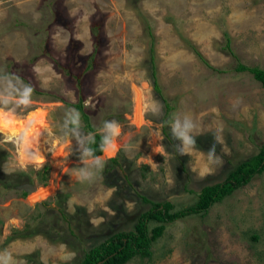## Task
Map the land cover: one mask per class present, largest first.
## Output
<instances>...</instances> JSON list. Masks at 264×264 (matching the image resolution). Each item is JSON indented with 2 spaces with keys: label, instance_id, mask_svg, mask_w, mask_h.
I'll use <instances>...</instances> for the list:
<instances>
[{
  "label": "rangeland",
  "instance_id": "1",
  "mask_svg": "<svg viewBox=\"0 0 264 264\" xmlns=\"http://www.w3.org/2000/svg\"><path fill=\"white\" fill-rule=\"evenodd\" d=\"M143 19L156 39L162 96L152 87L151 40ZM94 22L102 23L104 43L95 67L86 70ZM226 35L237 58L223 50ZM73 41L78 44L71 47ZM33 58L37 61L31 63ZM239 62L264 69V0H0V71L47 93L33 95V104L15 115L25 117L43 106L50 125L41 166H23L17 139L0 134V250L27 264H76L108 236L133 228L150 208L141 196L170 201L175 210L195 204L203 187L222 182L264 144V88L249 73L235 70ZM136 89L144 112L140 122ZM162 97L172 107L169 112ZM153 100L163 105L159 117L148 112ZM80 101L97 132L106 120L122 125L119 150L105 156L103 178L91 184L73 178L79 153L74 140L60 139L65 108ZM177 111L203 125L197 137L202 149L184 156L163 134L171 136L167 122ZM221 128L224 143L217 153L223 164L207 174L200 151L210 149ZM22 178L51 192L33 202L17 189ZM166 227L151 259L128 264H264V173L207 215ZM66 252L75 257L63 259Z\"/></svg>",
  "mask_w": 264,
  "mask_h": 264
},
{
  "label": "trees",
  "instance_id": "2",
  "mask_svg": "<svg viewBox=\"0 0 264 264\" xmlns=\"http://www.w3.org/2000/svg\"><path fill=\"white\" fill-rule=\"evenodd\" d=\"M143 20L146 24L147 20ZM101 29V22L93 23L92 35L94 41V51L89 56V64L86 70H89L91 68L93 69L95 67L97 56L103 46L104 36L101 32ZM145 32L151 40L149 47L148 64L152 79V87L154 92L162 96L156 63V39L153 29L149 23L145 25ZM73 44L78 43L76 41H73L71 47L73 46ZM191 49L203 63L209 65L208 61L203 57V55L195 46L191 45ZM223 50L229 52L233 57L237 58L231 47V39L229 35H226V44L223 47ZM44 54H47V52H45ZM36 61L37 58H33L31 60V63H34ZM58 68L64 69L66 75H72L69 68L63 66L61 63H58ZM235 70L240 73H249L264 88V69L259 67H250L239 62L237 63ZM78 80L80 81V77H78ZM46 94V92H43L35 87L34 95L40 96ZM162 101L165 103L167 112H169L172 107L163 97ZM70 105L81 112L82 120L85 123L83 125V131L86 133L92 132L96 134L97 144L92 145V147L97 148V155H101L102 153L98 151L100 135L92 126L90 117L85 112L83 102L80 101L77 104H69V106ZM163 134L166 140L172 141V138L167 131H163ZM197 148L202 149L199 144H197ZM113 161L117 162L116 159H113ZM145 168L148 169L147 166H145ZM263 173L264 144L261 146L259 152L256 155H253L247 160L242 161V163H239L234 169H232L222 182L203 187L197 194V202L193 205L185 206L180 210H175V205L170 201L165 200L157 202L145 196H141L143 202L147 203L150 208L140 214L133 228L129 230H122L108 236L101 243L88 249L83 255L81 261L76 264H128L135 258L151 259L154 254L152 249L153 244L164 235L167 228L166 224L173 223L177 220L192 215H207L209 210L215 204L220 203L227 197L233 195L234 192L248 185L255 177ZM48 176L49 167H45L42 171V184L44 186L47 185ZM22 179L23 180L19 179V184H26V178ZM22 195L26 197L28 193L26 191H22ZM63 216L64 218L67 217L66 215ZM153 222L157 223V225L153 228H150V224ZM18 234L21 233L18 232ZM29 258H33V256H29Z\"/></svg>",
  "mask_w": 264,
  "mask_h": 264
},
{
  "label": "clouds",
  "instance_id": "3",
  "mask_svg": "<svg viewBox=\"0 0 264 264\" xmlns=\"http://www.w3.org/2000/svg\"><path fill=\"white\" fill-rule=\"evenodd\" d=\"M35 87L31 83H26L24 79L11 72L0 71V119H14L18 109H27L33 104ZM149 114L159 117L163 113V105L153 100L148 108ZM170 127L171 138L176 141L175 151L180 156L197 151V137L202 134L203 125L192 116L177 111L172 114L167 122ZM81 112L73 107L65 108V117L60 126L61 137L64 141L74 140L79 153V165L71 169L74 179L80 183H95L101 180L103 170L106 166L105 156L115 154L119 150L118 138L122 134V125L116 120H106L98 129L100 140L98 151L103 155H97L96 134L83 131ZM214 143L205 153L200 151L204 158V172L211 174L219 166H222L223 159L217 153V145L224 143L223 129H217L214 133ZM23 135L17 138L16 143L23 146ZM133 146H127L131 150ZM29 162H39L43 158L36 152L25 148ZM66 248V245H61ZM75 257L74 252H66L63 259L68 260ZM0 264H27L26 261L15 259L7 250H0Z\"/></svg>",
  "mask_w": 264,
  "mask_h": 264
},
{
  "label": "bare ground",
  "instance_id": "4",
  "mask_svg": "<svg viewBox=\"0 0 264 264\" xmlns=\"http://www.w3.org/2000/svg\"><path fill=\"white\" fill-rule=\"evenodd\" d=\"M135 92L136 120L140 122L143 119L142 117L144 113L142 110L143 107L141 106L142 97L139 89H136ZM47 115V109L42 106L41 108H37L29 112L25 117L15 115L14 119H0V134H4L9 140H15L21 135L24 137L22 142L23 146L18 147L19 160L23 166H28V164H37V166H41L45 163L49 150L45 145L46 141L43 139V136L49 131L50 128ZM36 144H38V146L41 144L42 147L38 148L36 147ZM25 148L38 153L43 159L35 163L29 162ZM50 192L51 189L47 187H38V189L32 192L30 195V200L37 202L39 199H42L41 197L47 196V194Z\"/></svg>",
  "mask_w": 264,
  "mask_h": 264
},
{
  "label": "water",
  "instance_id": "5",
  "mask_svg": "<svg viewBox=\"0 0 264 264\" xmlns=\"http://www.w3.org/2000/svg\"><path fill=\"white\" fill-rule=\"evenodd\" d=\"M17 189L26 191L29 195H31L32 192L38 189V187L32 184L26 183V184L18 186Z\"/></svg>",
  "mask_w": 264,
  "mask_h": 264
}]
</instances>
